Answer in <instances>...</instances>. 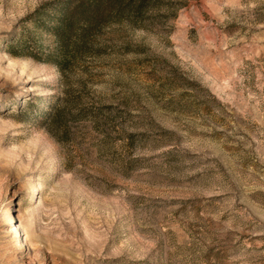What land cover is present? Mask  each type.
I'll return each instance as SVG.
<instances>
[{
  "label": "rangeland",
  "instance_id": "rangeland-1",
  "mask_svg": "<svg viewBox=\"0 0 264 264\" xmlns=\"http://www.w3.org/2000/svg\"><path fill=\"white\" fill-rule=\"evenodd\" d=\"M53 1L0 0V264H264V0H166L63 72Z\"/></svg>",
  "mask_w": 264,
  "mask_h": 264
},
{
  "label": "trees",
  "instance_id": "trees-1",
  "mask_svg": "<svg viewBox=\"0 0 264 264\" xmlns=\"http://www.w3.org/2000/svg\"><path fill=\"white\" fill-rule=\"evenodd\" d=\"M165 1L54 0L49 4L50 24L46 27L54 46H47L41 56L33 57L63 72L84 56L100 51L97 36L105 27L122 23L136 25L145 16L160 10ZM59 116L58 110L54 114L47 113L46 119L56 123Z\"/></svg>",
  "mask_w": 264,
  "mask_h": 264
}]
</instances>
